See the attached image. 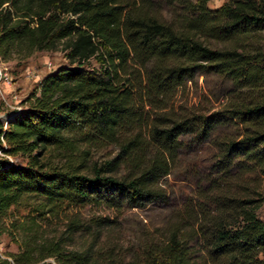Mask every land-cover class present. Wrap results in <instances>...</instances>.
<instances>
[{
  "label": "trees",
  "instance_id": "obj_1",
  "mask_svg": "<svg viewBox=\"0 0 264 264\" xmlns=\"http://www.w3.org/2000/svg\"><path fill=\"white\" fill-rule=\"evenodd\" d=\"M164 1L166 9L154 0H0V55L62 48L69 63L42 80L7 129L0 120V222L27 197L44 200L45 214L92 205L115 214L70 224L71 236L92 235L82 251L27 244L11 260L0 254V264H264V0L216 10L210 0ZM198 73L232 83L221 112H144L167 109ZM106 147L116 155L93 161ZM185 165L192 199L156 227L160 239L99 248L126 212L174 208L176 193L162 182Z\"/></svg>",
  "mask_w": 264,
  "mask_h": 264
},
{
  "label": "rangeland",
  "instance_id": "obj_2",
  "mask_svg": "<svg viewBox=\"0 0 264 264\" xmlns=\"http://www.w3.org/2000/svg\"><path fill=\"white\" fill-rule=\"evenodd\" d=\"M154 1L161 3L160 5L164 9L167 8L164 0ZM226 3L227 0H210L208 7L211 10H216ZM239 45L242 44L212 42L213 47L220 49L233 47L240 48V50L245 49L244 46ZM258 45L264 49V35L260 38ZM0 63L6 66L13 82L11 87H4L0 91V120L3 123L6 118L28 108L27 100L38 90L40 83L48 74L69 64L62 48L55 52H35L29 57L16 52L6 57L0 55ZM96 66V63L91 61L88 67L92 69ZM231 88L232 83L223 75L198 73L191 81H187L176 91L167 109L158 110L156 107L147 105L144 107V112L151 117L167 113L179 115L181 112H189L190 110L207 115L221 112L231 99ZM234 131H236L235 128L231 130V133ZM92 153L93 161L103 163L113 158L117 150L115 147H106L97 149ZM0 156L4 157L3 155ZM207 156L205 151L198 153L196 160L199 166L205 167L210 164ZM7 159L18 164L22 163L20 159L12 157ZM258 182V191L263 199L259 216L264 220V177L260 178ZM162 183L169 194L172 191L176 193L175 202H173L174 208L148 206L142 210L126 212V215L119 219V225L115 229L104 231L102 240L104 245H100L99 248L110 247L113 244L132 248L138 246L145 235L157 240L160 239V235L155 230L156 227L162 226L164 221L170 220L174 214L184 208L185 199H192L190 189L195 186L187 165ZM48 207V204L42 199L27 197L20 205L12 207L8 211L0 222V254L4 258L11 260L10 256L22 252L27 244L52 246L59 243L62 252L82 251L85 245L93 242L92 235L77 233L71 236L68 231L71 223L80 221L90 224L94 219L100 217L115 219V214L112 211L93 205L64 208L56 213L45 214ZM45 253L44 251L41 255ZM55 261V258L46 260V262L51 263H55Z\"/></svg>",
  "mask_w": 264,
  "mask_h": 264
},
{
  "label": "built area",
  "instance_id": "obj_3",
  "mask_svg": "<svg viewBox=\"0 0 264 264\" xmlns=\"http://www.w3.org/2000/svg\"><path fill=\"white\" fill-rule=\"evenodd\" d=\"M12 84H13V82H12V79L10 77V74H9L6 66H4V64L0 63V91L3 90L4 87H7V88L11 87ZM10 118L11 117L6 118V120L3 123L5 129L8 128Z\"/></svg>",
  "mask_w": 264,
  "mask_h": 264
}]
</instances>
